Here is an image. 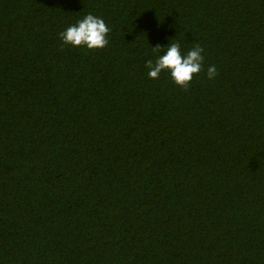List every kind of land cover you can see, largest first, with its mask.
I'll return each mask as SVG.
<instances>
[{
    "label": "trees",
    "instance_id": "obj_1",
    "mask_svg": "<svg viewBox=\"0 0 264 264\" xmlns=\"http://www.w3.org/2000/svg\"><path fill=\"white\" fill-rule=\"evenodd\" d=\"M0 264H264V0H0Z\"/></svg>",
    "mask_w": 264,
    "mask_h": 264
},
{
    "label": "clouds",
    "instance_id": "obj_2",
    "mask_svg": "<svg viewBox=\"0 0 264 264\" xmlns=\"http://www.w3.org/2000/svg\"><path fill=\"white\" fill-rule=\"evenodd\" d=\"M109 27L105 21L93 14H87L76 24L68 26L59 33V38L65 45L72 47H86L89 50L104 49L109 41ZM154 51L166 49L163 55H159L153 62L148 60L145 67L151 79H158L162 72H168L173 82L180 88L188 90L193 77L203 70L204 49L195 45L186 54H182L179 42L168 44L166 48L156 46ZM218 75L215 65L207 68V78L213 80Z\"/></svg>",
    "mask_w": 264,
    "mask_h": 264
}]
</instances>
